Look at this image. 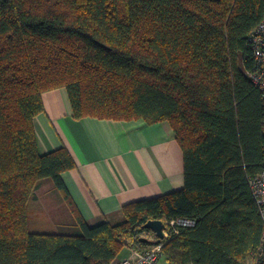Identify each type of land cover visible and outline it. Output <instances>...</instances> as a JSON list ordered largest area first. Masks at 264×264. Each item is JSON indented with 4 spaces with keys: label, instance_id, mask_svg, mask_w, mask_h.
<instances>
[{
    "label": "trees",
    "instance_id": "trees-1",
    "mask_svg": "<svg viewBox=\"0 0 264 264\" xmlns=\"http://www.w3.org/2000/svg\"><path fill=\"white\" fill-rule=\"evenodd\" d=\"M263 20L264 0H0V264H113L159 245L144 237L154 220L166 226L161 264H248L264 234L250 187L264 172V103L250 77ZM59 88L78 120L168 123L185 187L90 227L62 180L76 168L70 152L38 147L43 95ZM47 180L77 233L30 231Z\"/></svg>",
    "mask_w": 264,
    "mask_h": 264
},
{
    "label": "crops",
    "instance_id": "crops-1",
    "mask_svg": "<svg viewBox=\"0 0 264 264\" xmlns=\"http://www.w3.org/2000/svg\"><path fill=\"white\" fill-rule=\"evenodd\" d=\"M43 103L45 111L34 122L39 151L48 154L65 147L70 152L76 168L63 173L62 180L90 227L117 220L125 205L185 187L184 153L168 123L78 120L65 88L46 92ZM55 186L44 182L37 191L34 201L44 191L43 199L53 202L49 215L44 212L46 217L44 206L38 208L39 221L45 217L50 223L52 232L48 233H77L76 216Z\"/></svg>",
    "mask_w": 264,
    "mask_h": 264
},
{
    "label": "built area",
    "instance_id": "built-area-1",
    "mask_svg": "<svg viewBox=\"0 0 264 264\" xmlns=\"http://www.w3.org/2000/svg\"><path fill=\"white\" fill-rule=\"evenodd\" d=\"M250 44L256 61L255 70L250 73V77L261 91L264 103V20L252 33ZM250 187L264 223V172L250 179ZM181 224L190 225L191 222L183 221ZM149 235L156 236L153 232ZM165 237H167V233ZM162 247L163 244H159L152 250H132L129 256L120 260L116 259L113 264H161ZM248 264H264V234L261 247L252 253Z\"/></svg>",
    "mask_w": 264,
    "mask_h": 264
},
{
    "label": "rangeland",
    "instance_id": "rangeland-1",
    "mask_svg": "<svg viewBox=\"0 0 264 264\" xmlns=\"http://www.w3.org/2000/svg\"><path fill=\"white\" fill-rule=\"evenodd\" d=\"M46 182H50L51 184H53V186H55V183L52 180H47ZM55 188H56V186H55ZM44 189L47 190L46 184L44 185ZM43 193H44V191H42V193H41V199L38 202L37 201H32L31 204H30V208H29V215H30L29 219H30V223H31L29 229H30V231L35 232V233L52 232V230L50 229L51 228L50 223L45 222L46 214L44 212H46L47 215H49V213H50L49 210L51 209L50 207L53 206V202L52 201H50V202L45 201L43 199ZM42 207H43V210H45V211L42 212L45 215V217L42 218V221H39V220H41L40 217H39L40 213L37 210H38V208L40 209ZM36 220L38 222H36ZM144 237L145 238H150V239L154 238L151 235H144ZM131 251L132 250H128V249L124 250L122 255L119 256V258H117V260H120L121 258L129 256Z\"/></svg>",
    "mask_w": 264,
    "mask_h": 264
},
{
    "label": "water",
    "instance_id": "water-1",
    "mask_svg": "<svg viewBox=\"0 0 264 264\" xmlns=\"http://www.w3.org/2000/svg\"><path fill=\"white\" fill-rule=\"evenodd\" d=\"M145 228L155 233L156 237L158 238V243L160 244L161 241L166 236L165 232V224L160 220L150 221L145 225Z\"/></svg>",
    "mask_w": 264,
    "mask_h": 264
}]
</instances>
